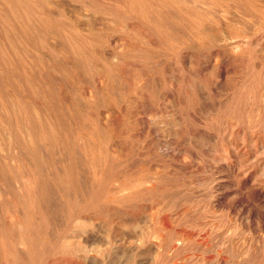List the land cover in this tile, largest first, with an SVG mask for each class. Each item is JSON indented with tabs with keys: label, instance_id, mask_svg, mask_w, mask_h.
<instances>
[{
	"label": "rangeland",
	"instance_id": "obj_1",
	"mask_svg": "<svg viewBox=\"0 0 264 264\" xmlns=\"http://www.w3.org/2000/svg\"><path fill=\"white\" fill-rule=\"evenodd\" d=\"M0 264H264V0H0Z\"/></svg>",
	"mask_w": 264,
	"mask_h": 264
}]
</instances>
